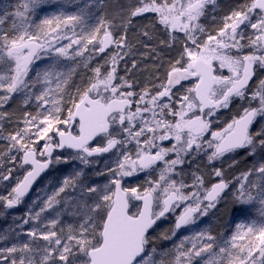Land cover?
Returning a JSON list of instances; mask_svg holds the SVG:
<instances>
[{"label":"snow or ice","instance_id":"snow-or-ice-1","mask_svg":"<svg viewBox=\"0 0 264 264\" xmlns=\"http://www.w3.org/2000/svg\"><path fill=\"white\" fill-rule=\"evenodd\" d=\"M43 3L44 0H21L12 12L8 11V5H4L3 15H0V26L5 24L8 17H14L10 28H0V65L3 66L0 68V107L14 94L20 93L24 95L25 105L33 98L37 101L35 113L24 112V127L9 133L7 137L0 135V139H8L11 142L9 151L16 148L23 153L22 163L32 166L12 190L14 195L10 193L11 198L0 199L7 200L8 207L20 203L41 172L50 164L61 162L60 157L55 160L52 158L54 147L66 146L76 149L83 155L73 159L88 164L87 157L108 152L118 144L135 140L136 159L124 154L123 161L118 162L115 169H109L112 176L109 184L102 188L90 185L82 190L80 199L72 205L74 210L69 212L70 215L78 217L75 224L68 223L59 231H55L53 229L56 228L58 219L51 220L46 226L49 229L47 232L34 228L26 233L33 242L37 239L46 241L45 245H13L0 250V257L7 261V264H156L146 252V246L149 244L148 231L156 221L173 210L174 206H178L177 201L195 198L194 203L187 205L177 217L175 229L194 223V214L199 212L201 215H207L208 209L216 206L220 194L228 184L221 179L210 189H205L203 201L208 203L202 208L200 196L196 192L183 193L181 188L185 185L178 187L174 180L163 187L161 199L160 196L153 195L161 187L159 181L154 187L150 186L141 193L137 188L122 187V178L132 176L138 168H150L157 160H164L169 152L175 151L177 159L164 161L166 167L162 170L160 181H165L164 172H171L175 165L182 163L180 152L187 153L193 146L196 150L201 149L202 145L197 141L209 127L199 114L193 117L189 112L198 109L199 113H203L205 108H208L210 111L207 115H212L213 110L227 107L231 97H245V90L254 75V66L264 67V0H251L246 11H233L225 17V24L216 35L208 34L202 41L193 35L198 26L192 22L197 20L203 14L205 6L214 3V0H186V3L181 0H140V5L133 7L130 15L124 20L125 30L132 23V17L154 12L166 30L182 31L186 40L191 41V45L185 43L180 59L170 64L167 83H161L154 94L147 88L140 94L120 91L121 88L132 87L130 83L123 81V78H120L123 81L121 84L113 83L117 79L116 64L128 55V51L122 50H130L131 45L127 44L126 35H120L118 38L113 36L111 29L115 26L111 21L100 16L96 24L90 25L88 16L82 9L73 14L60 12L45 16L38 23L34 22L32 17ZM250 13L257 16L256 22L251 21ZM245 21L256 30L255 38L248 37V45L240 43L245 37L242 32L237 31ZM200 31L203 32V28ZM143 35L152 38L147 31L143 32ZM171 39L178 38L172 36ZM53 40H68L69 43L56 46ZM73 45L77 48L73 49ZM89 45H94L93 50L99 53H104L114 45L116 51L110 54L113 66L103 76L100 67H96L94 82L83 91L78 90V99L69 97L68 102L72 107L67 109V118H61L60 113L64 111L62 105L65 86L75 69L60 70L57 59L50 67L36 70L35 76L30 77L32 65L35 60L41 58V52L54 53L58 58L71 60L83 56L84 52L89 51ZM248 46L253 48L250 54L232 55L227 51L236 49L239 53ZM214 61L219 62L220 68L227 67L232 75H214ZM135 66L133 63L132 67ZM192 77H195L197 82L187 91L194 95L182 96L181 108L176 110L171 103L174 95L172 88L181 80ZM37 85L42 87L38 93H33L32 89H36ZM103 93H110V96L106 97ZM134 96L137 98L133 99ZM165 97L167 102L164 101ZM257 99L258 107L246 108L244 115L234 119L223 132L211 133L212 140L207 142V146L214 150L208 157L209 161L253 145L254 137L250 133V126L257 116L264 117V80L259 82V87L251 95V100ZM49 104L51 107H46ZM133 104L136 105L134 111ZM8 115L7 112H0V119ZM166 116H172L174 119L167 120ZM77 118L78 135L57 127L61 124L68 125ZM50 132L59 137L55 145L50 143L53 139L49 136ZM121 133L127 134V141L116 138ZM99 134L107 135V146L90 148L89 141ZM255 135L264 136V131ZM142 136L145 137L143 141L140 140ZM172 139L176 143L171 148H160L156 144L157 140ZM41 140H45L43 150H38L35 145ZM259 143L264 145V139ZM142 145L146 147H141ZM152 148H158V151L153 154ZM38 157L47 158L40 160ZM256 171L264 174V165ZM249 174H244V178L247 179ZM80 175L82 173L77 172L74 177H66L62 186L48 197L44 207L33 219L38 220L42 212L59 203L56 197L66 189H75L76 179ZM215 175L221 177L222 172L215 170ZM194 183L199 187L203 185V179L196 177ZM110 185H114V188ZM251 189H256L255 193ZM129 194L136 200L143 201V210L135 213L129 211ZM154 202L158 210L154 209ZM236 202L244 211L258 202L262 206L259 210L260 219L253 218L248 223H237L235 231L221 240L207 231L200 232L192 241L191 247H185L187 238L181 240L175 246L172 264H196L197 258L199 264H264V184L253 183L248 188L241 184L236 194ZM24 223H28V220ZM152 252H155V249H152ZM16 253L20 255L15 256Z\"/></svg>","mask_w":264,"mask_h":264},{"label":"rangeland","instance_id":"rangeland-1","mask_svg":"<svg viewBox=\"0 0 264 264\" xmlns=\"http://www.w3.org/2000/svg\"><path fill=\"white\" fill-rule=\"evenodd\" d=\"M21 2V0H0V15H3V6L8 5V11H15V5ZM163 2V0H160ZM182 3H186V0H181ZM251 4V0H214V3H208L203 14L192 23L197 25L195 35L198 40L206 39L208 34L216 35L218 30L225 24V17L229 16L233 11H246L247 6ZM140 5V0H44V3L36 10V13L32 17L34 22L43 19L49 14H59L64 12L66 14L78 13L82 9L88 16V23L90 25L96 24L100 13L105 14V19L111 21L115 26L111 30L113 36L118 38L120 35H126L127 44L131 45L130 50L124 49L122 51H128V55L119 60L116 64V77L113 81L114 84H121L123 81H127L132 85L129 89L127 87L121 88L120 91H133L140 94L147 88L153 94L158 90L161 83H167V73L170 71V64H174L176 60L180 59V55L183 52L185 43L191 45V41L186 40L185 33L182 31L171 32L166 30L163 25L158 21V16L154 12H146L142 15L132 17V23L127 26V29L123 27L124 20L130 15V10ZM45 12L47 15L43 16ZM49 12V13H48ZM258 13L259 11L256 10ZM41 14V15H40ZM252 22H256L257 16L250 13ZM14 17H8L5 24L0 28H10L11 22ZM231 23V21H228ZM249 22L245 21L237 29L238 32H242L244 39L240 40L242 45H248V37L255 38L256 30L248 26ZM203 28V32L200 29ZM79 27L77 31H79ZM147 31L151 35V39L143 35V32ZM175 36L178 39L172 40L171 37ZM165 41L166 43H161ZM53 43L56 46L66 45L68 40L55 41ZM171 45V46H169ZM89 51L84 52L83 56L75 57L74 59H65L63 57H57L54 53L41 52V58L34 61L32 65L33 71L29 73L30 77L35 76V71L50 67L53 63L59 59V69L67 71L70 68H74L76 73L74 79H72V89L67 96H64V101L68 102L69 97L78 99V90L83 91L91 82L95 80L94 69L100 67L101 75L106 73L112 68V61L110 54L116 51L115 46L107 54H102L94 51V45H89ZM77 46L73 45V49ZM72 50H70L71 53ZM232 55H245L250 54L253 51L251 46L244 47L238 53L236 49L227 50ZM185 59L187 57L185 56ZM135 63V67L132 65ZM179 67V65H176ZM3 66L0 65V68ZM214 71L217 75L229 77L232 73L228 68H220L219 62H213ZM123 78V81L120 79ZM193 78V77H192ZM191 79V78H189ZM264 80V67L259 65L254 66V75L249 81L247 86V92L245 91V97H235L234 100V113L233 115L226 112L228 107H223L220 111H213L212 115H206L205 121L209 127L202 134L197 141L202 145L200 150H196L195 146L187 153L180 152L179 157L182 163L174 166L171 172H164L166 177L165 181H160V175L162 170L165 169L166 160L177 159V152H169L165 156L164 161L160 166L151 168L150 170L137 171L128 177H123L122 181L126 188H137L138 191L143 192L150 186H155L157 181L160 182L161 187L157 189L155 196H160L163 199L162 189L167 186L171 181H175L179 187L181 184L185 187L181 188V191L185 194H191L196 192L201 200V207L203 208V194L205 189L210 187L223 179L228 188L220 200L216 203L214 208L208 209L207 215H201L199 212L194 214V223L185 227V230L178 232L175 229V215L182 212L184 208L193 204L195 198L187 201L179 202L176 206L171 220L163 221L149 237V244L146 246V252L152 256V259L156 264H172V260L175 257V246L180 243L181 240H185V247H191V243L200 232H210L217 237L218 240L229 237L235 231V225L240 222L248 223L253 218L259 220V210L262 207L258 202L248 206L244 211L236 202V194L240 190L241 184L248 188L251 184H264V174H260L256 171L261 165H264V145H261L259 141L264 139V136H256L257 132L264 131V117L257 116L256 122L253 125L251 134L253 135V145L245 147L241 150H236L230 153H226L223 156L209 161L208 157L211 155L214 149L208 148L207 142L212 140L211 133L222 132L228 124L232 123L234 119H239L244 115L246 108H253L259 106V101L251 100V95L259 87V82ZM183 81V80H181ZM180 81V83H182ZM187 81V80H186ZM192 82V81H191ZM197 82H194L187 86L178 85V88L172 91L174 94L171 103L176 110H180L182 96L181 93H188L187 89L194 86ZM187 83V82H186ZM175 85V86H176ZM40 90V89H39ZM33 93H36L32 89ZM104 96H110V93H103ZM137 97L134 96L133 99ZM23 93L14 94L12 98L7 101L3 107H0V112L9 113L8 116L0 119V135L7 137L9 133L15 132L18 128L24 127L23 119L24 112L35 113L37 111L35 99H31L27 105L23 103ZM167 102V97L164 98ZM142 106V105H141ZM46 107L50 108L51 105ZM71 108L68 106L67 109ZM43 110V109H41ZM198 111V110H197ZM196 111V112H197ZM209 111H207L208 113ZM194 112L191 113V115ZM64 118H67V113ZM198 114V113H197ZM201 114V113H200ZM148 115V114H145ZM167 120H173L172 116H166ZM68 125H58L61 130H67ZM118 127V126H117ZM34 130V129H33ZM151 135V134H148ZM49 136L53 139L50 142H56V135L54 132H50ZM127 141L124 133H121L116 137ZM132 143L131 141H128ZM127 143L121 144L118 150L112 157H105L103 159L92 161L88 159V164H83L79 159H73L77 157L76 154H62L60 157L61 162L54 164L52 173L45 178L41 185L37 188L36 192L31 198L25 200L21 207L18 209L9 210L5 209L2 217L0 218V250L11 247L13 245H22L24 243H34L35 245L43 246L47 242L41 239H37L34 242L32 238L28 237L26 233L34 228L40 232H47L49 229L46 227L49 221L58 219L55 231H59L62 226H66L68 223L75 224L78 217H74L69 214L74 210L72 205L80 199V194L87 186H98L102 188L105 184H109L112 178L109 169H115L118 162L123 161V155L128 154L132 159H136L137 144L131 146V150L127 148ZM45 140H41L35 147L38 150H43L42 145ZM176 141L172 140H157L156 144L160 148H171ZM167 144H170L167 146ZM11 147V142L8 139H0V197L10 192L12 194L13 188L21 180L23 175H26L28 170H23L21 166L22 152L17 151L16 148ZM143 147H146L143 145ZM179 148V145L177 146ZM127 148V151H126ZM158 148H152L151 152H156ZM14 157L15 159H11ZM67 161V162H64ZM215 170L222 172L221 177L215 175ZM80 172V175L76 179V187L68 188L65 192L61 193L56 199L59 203L55 204L52 208H49L40 214L39 219H33L37 212L44 207L45 201L48 197L52 196L59 187L62 186V182L66 177H74L75 173ZM102 173V174H101ZM250 173L247 179L244 178V174ZM4 177H8L5 179ZM201 177L203 179V185L197 187L195 185V178ZM130 182L133 184L130 185ZM130 185V186H129ZM114 188V185H110ZM255 193L256 189H251ZM93 197L95 194H91ZM10 196V195H9ZM8 196V197H9ZM7 197V195L5 196ZM7 197V198H8ZM6 201V200H5ZM67 201L68 203H65ZM7 202V201H6ZM4 203H0L3 205ZM156 210L158 208L155 206ZM132 213L140 211V206L132 201L131 208ZM59 214V215H58ZM28 220V223H24ZM174 222V223H173ZM173 232L175 234H173ZM167 237V238H165ZM155 249V252H152ZM6 255V254H5ZM19 256L20 253L14 254ZM0 264H7V261H3L0 257ZM196 264H199V258H197Z\"/></svg>","mask_w":264,"mask_h":264},{"label":"flooded vegetation","instance_id":"flooded-vegetation-1","mask_svg":"<svg viewBox=\"0 0 264 264\" xmlns=\"http://www.w3.org/2000/svg\"><path fill=\"white\" fill-rule=\"evenodd\" d=\"M213 74L214 75H217L216 74V72L214 71L213 72ZM195 77H193V78H191V79H187V81L186 80H183V81H181L182 83H180L181 84V86H187V85H189V84H191L192 82H194L195 81ZM192 81V82H191ZM187 82V83H186ZM179 84V85H180ZM249 85V84H248ZM175 88H178V85H176V86H174L173 88H172V91L173 90H175ZM247 89V88H246ZM246 92H247V90H245ZM184 95H194V93H186V92H184V93H181V95L180 96H184ZM236 97V96H235ZM234 96L233 97H231L230 98V103H229V107H228V110L226 111L227 113H228V115L230 114H232L233 115V113H234V108H235V106H234V100L236 99ZM172 98H175V97H172ZM76 99V98H75ZM70 107H72V105H70ZM135 107H136V105L134 104V106L132 107V110L134 111L135 110ZM223 107H219V108H217V109H215V110H213V111H220V109H222ZM198 109H196V110H193V111H191V112H189V115L190 116H195V115H197V113L201 116V118L202 119H206L205 117H206V115H207V111H210V109H208V108H205V110H204V112L203 113H199V110L197 111ZM197 111V112H196ZM192 112H194L192 115H191V113ZM67 113V112H66ZM61 118H64V116L62 117L61 116ZM238 119V118H237ZM67 131H70V132H72V134L73 135H78L79 134V126H78V122H75V125L72 127V122H70V125H69V127L67 128ZM110 131H111V129H110ZM223 132V131H222ZM208 132L206 131V134H207ZM124 135H125V138H127V134L126 133H124ZM59 137L58 136H56V142H58L59 141V139H58ZM107 135H104L103 137H100V138H98L96 141H95V143H94V146L92 147V148H96V147H106L107 146ZM145 139V137H140V140L141 141H143ZM56 142H50V143H52L53 145H55V143ZM132 143H130V142H128V144L129 145H127V148H128V150L130 149L131 150V146H133V144H136V142H135V140H132L131 141ZM120 145L121 144H118V145H116V149H114L113 151H111L110 153H108V154H105V155H103V156H101V157H96L95 159H92V158H90V157H87V159H90V160H92V161H97V160H100V159H103V158H105V157H112L113 156V154L118 150V148L120 147ZM170 144H167V146H169ZM137 146V145H136ZM141 147H143V145L141 146ZM127 148H126V151H127ZM137 148V147H136ZM158 151V150H157ZM76 154L77 156H79V155H83V154H81V153H76V152H74V151H68V150H63L62 152H56L54 155H53V160H55V158L57 157V156H59V155H62V154ZM153 154H155L156 152H152ZM22 157H23V155H22ZM22 157H21V159H22ZM47 157H38V159H40V160H44V159H46ZM165 159V158H164ZM164 160H160V162L159 163H156V164H153L150 168H147V169H142L141 171H145V170H150L151 168H154V167H157V166H160V164L163 162ZM54 164L55 163H53L52 164V166H51V171L44 177V178H42L41 179V182L37 185V187L35 188V190H34V193L36 192V190H37V188L41 185V183L45 180V178L46 177H48L51 173H52V170L54 169L53 167H54ZM21 166H22V169L23 170H31V167H27V166H24L23 165V163L21 162ZM25 174H27V173H25ZM24 176L25 175H23L22 176V178H21V180H23V178H24ZM21 180H19V181H21ZM217 182H220V181H216V183ZM121 183H122V187H125V185H124V183H123V181H121ZM131 184H133L132 182H130V185ZM129 185V186H130ZM16 187V186H15ZM14 187V188H15ZM13 188V189H14ZM132 188V187H131ZM211 188V187H210ZM142 193V192H141ZM7 195V197L10 195V192H7L6 194H4V195H2L3 197H5ZM12 195H14V193H12ZM154 195V194H153ZM155 196V195H154ZM8 198H11L10 196L8 197ZM29 199V198H28ZM25 200H27V199H21V201H20V203H18L17 205H15V206H13V207H8L7 206V200L5 201V199H0V203H4L3 205H0V215H1V217H2V215H3V213H4V210L6 209H10V208H12V209H18V208H20L21 207V205H22V203L25 201ZM134 200V202L135 203H137V205H139L140 206V208L142 207V201L141 200H136L135 198H133L132 196H131V194H129V206H130V208H131V205H132V201ZM179 203V202H178ZM177 203V204H178ZM176 204V205H177ZM204 205H206L205 204V201H204ZM154 206H156V204H155V202H154ZM175 209H176V206H174V208H173V211H172V213L168 216V217H166L165 219H163L162 221H159L158 223H157V226L153 229V231H152V233L155 231V230H157V228H158V226L160 225V224H162L163 223V221H168V220H171L172 218H171V216H173V212L175 211ZM183 212V211H182ZM182 212H180V213H178L177 214V216L175 215V224H176V220H177V217L182 213ZM174 223V222H173ZM188 225H186L185 227H187ZM185 230V228L184 229H182V230H177L178 232H182V231H184ZM152 233H150V235L152 234Z\"/></svg>","mask_w":264,"mask_h":264},{"label":"water","instance_id":"water-1","mask_svg":"<svg viewBox=\"0 0 264 264\" xmlns=\"http://www.w3.org/2000/svg\"><path fill=\"white\" fill-rule=\"evenodd\" d=\"M113 47V46H112ZM112 47H110V48H108L103 54H106L107 52H109L110 50H111V48ZM134 105V104H133ZM133 107V106H132ZM256 119V118H255ZM255 121V120H254ZM254 121H253V123H254ZM75 122H78V118L76 119V121H74V122H72V127L75 125ZM253 123H252V125H253ZM251 125V126H252ZM250 126V130H251V127ZM104 135H106V134H99V135H97V136H95V137H93L90 141H89V143H88V146L90 147V148H92L93 146H94V143H95V141L98 139V138H100V137H103ZM59 139V138H58ZM68 150V151H74V152H76V153H78V151L76 150V149H71V148H68V147H64V148H56V147H54L53 148V152H52V158H53V155L56 153V152H62L63 150ZM114 149H116V147H114V148H112V149H110L108 152H102V153H97V154H94V155H92V156H90V158H92V159H95L96 157H101V156H103V155H105V154H108V153H110L111 151H113ZM241 149H243V148H241ZM241 149H236V150H241ZM236 150H234V151H236ZM160 162V160H157L156 162H155V164L156 163H159ZM24 166H27V167H32L30 164H23ZM51 166H52V164H50L49 165V167L47 168V169H45L43 172H41V174L33 181V183H32V185H31V187L29 188V190L27 191V193L22 197V199H25V198H29L33 193H34V189L37 187V185L41 182V179L42 178H44L50 171H51ZM121 186H122V183H121ZM228 188V187H227ZM227 188L226 189H224V191L220 194V197L218 198V200L224 195V193L227 191ZM217 200V201H218ZM142 201V200H141ZM179 201H177L176 202V204L178 203ZM142 203H143V201H142ZM205 203H208L207 201H205ZM142 209L141 210H143V204H142V207H141ZM155 209V208H154ZM129 211L131 212V209H130V206H129ZM171 212H172V210L171 211H169L168 213H166L165 214V216L164 217H161L160 219H158L157 221H156V223L149 229V231H148V235L152 232V229H154L155 227H156V225H157V223L160 221V220H163L165 217H167L168 215H170L171 214ZM184 227L185 226H182L180 229H178V230H182V229H184Z\"/></svg>","mask_w":264,"mask_h":264},{"label":"trees","instance_id":"trees-1","mask_svg":"<svg viewBox=\"0 0 264 264\" xmlns=\"http://www.w3.org/2000/svg\"><path fill=\"white\" fill-rule=\"evenodd\" d=\"M49 13V12H48ZM41 15V14H40ZM42 15L43 16H45V15H47L45 12H43L42 13ZM47 16H49V14L47 15ZM100 16H104L105 17V14H102V13H100V15L98 16V19H99V17ZM98 19H96V21H98ZM39 22V21H38ZM75 73H76V71H74L73 72V74H72V76H71V78L69 79V82H68V84L65 86V94H64V96H67V95H69V91H70V89H72V87H71V85H72V79H74V75H75ZM41 85H37V88L36 89H34L35 90V92L36 93H38L39 92V89H41ZM71 105V103H69V102H67V101H64L63 102V109H64V111H62L61 113H60V116H65L66 114V112H67V108H68V106H70ZM263 161H264V159H263Z\"/></svg>","mask_w":264,"mask_h":264}]
</instances>
